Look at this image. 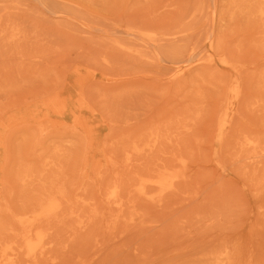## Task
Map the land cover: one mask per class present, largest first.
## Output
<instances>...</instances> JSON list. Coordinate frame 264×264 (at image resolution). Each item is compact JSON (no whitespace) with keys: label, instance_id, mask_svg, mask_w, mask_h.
Masks as SVG:
<instances>
[{"label":"rangeland","instance_id":"obj_1","mask_svg":"<svg viewBox=\"0 0 264 264\" xmlns=\"http://www.w3.org/2000/svg\"><path fill=\"white\" fill-rule=\"evenodd\" d=\"M244 1L245 0H0V17L7 20H4L6 22L4 23L5 26H7L8 23L10 24L9 21H11V24L17 25L18 27L21 25L19 28L22 27L23 29L21 28L22 37L20 36V40H23V38L26 39L25 36L27 34V39H29L28 42L26 39L24 44L20 43L21 48L17 44L18 42H21L20 40L15 42L12 47L11 45L13 42H9L7 39H1L2 41H0V107L4 108L3 110L6 112V109L12 108L18 103L23 101L33 102L34 100L33 104L36 106L37 116L36 120H38L35 122V129L33 128V131L30 129L32 135L29 136L30 139L32 138L34 141L29 138L27 139V143L28 141L33 144L35 143V147L29 143V145L26 146L28 150L25 149L27 151H25L21 145H23L22 143L25 141L26 137L24 136L29 137L27 135L29 134V129L24 128V134L23 131H21V133L18 130L19 125L14 124L15 122H10V124L9 122H6L5 129L1 133L0 168L2 167L3 170L2 168L0 169V210L1 208L5 209L9 207L11 208V206L13 207L17 201L18 205L20 203L21 205L18 206L16 204L17 208L15 206V209L20 211V209L22 210L28 207L29 204L33 203L32 199H35L33 198L34 196H38L39 198L49 196L46 195L45 190L50 186L54 187L55 184L57 185L56 189L58 191L61 190L64 193L66 192L65 195L67 196L63 198L64 203L66 204V197H72L73 199L71 198V201H68L67 205L71 207L73 206L74 209L77 207L76 212L71 217L66 215L67 217L65 216L62 218L63 216L59 215L46 219L44 223L47 222V226L43 224L44 226L41 228L44 232V238L38 245L40 246L43 244L46 239L51 242L45 245L49 249L43 257L40 256V258L37 259L39 262L38 264H201L202 261L206 264H211L210 262H213L215 258H219L222 255L227 261H230V264H264V173H262L264 172V165H261L262 163L264 164V118L262 117V115H264V92L259 93L260 90H264V54L262 52L264 51V18L258 13V11H256L264 8V0H259L260 3L257 0H251L249 1L250 4H246L247 0ZM223 5L226 7L224 8ZM247 5H249V10L252 9L254 11L246 14L244 11L246 9L245 6ZM53 8L55 9V12L50 11V9ZM223 11H225V13L222 18L220 15ZM236 19L238 21L237 26L234 23L236 22ZM250 20L251 23L254 22L252 23L253 25L255 24V26L252 27H254V29L257 28L258 30L256 29V31H253L254 29L250 27L252 30L248 31V29L245 28V31L247 32L241 31L242 34L237 32V30H243L242 28L245 27L244 23L246 26L250 25L251 23L248 24ZM14 22L16 24H14ZM17 22H19V25ZM240 23L242 27L240 26ZM138 30L144 32L153 39L155 38L154 40H160V43H163V46H161L162 50H159L161 53L156 51V48H153L152 54L149 51L150 46L136 36ZM251 31L252 34L254 33L253 36ZM219 32L220 36L222 35L224 39L221 40L223 41L222 44H218L219 46L216 45V47L218 46L217 52L215 42L218 43L220 41L219 38H222V36H219ZM248 32L251 34V38L248 37ZM24 34L26 35L24 36ZM245 36L248 38L244 39ZM215 37L218 39L216 40ZM253 37L254 39L252 40ZM249 39H251V41ZM174 45L179 46L181 52L174 55V57H168L165 55V51ZM118 47H121V49L117 50ZM257 47L259 49L261 48L262 51ZM219 49H221L220 51L224 50L223 52H220ZM19 50L20 52L18 53L17 51ZM140 52L146 56H142ZM188 56L192 57L188 66V68H190L189 70L192 69V72L186 69L187 71L185 70L178 75H174L173 72L176 66L188 62L187 60L184 61V63L179 61L185 60ZM231 58H233L234 61L233 59L229 60ZM206 63L209 64V66L210 63L212 64V70H209L208 67H206L207 69L205 70L206 72L208 71V73L210 71L209 74H205L202 70L205 69V66L202 67V64ZM94 68H97L95 72L93 70ZM245 68L247 69L244 70ZM241 70L244 72V75L249 73L247 74V77L249 78L244 75H239V72L240 74L242 73ZM108 73H111L112 75L119 74V77L118 75H113V78L116 79L114 80L111 76L106 75ZM182 73L188 75L187 82L189 81V83H191L192 81L194 83L191 85H188V83L183 85L185 84L182 83L183 78H180ZM252 73L257 74L254 78H256V83L259 84H255L253 81L252 85ZM206 75L209 79L205 77ZM192 76L195 77V80L193 79L194 81L191 79ZM175 77L177 79L180 78L181 80H176ZM210 77H212V79ZM244 77L251 81H242L247 85H245L247 91L245 89H243L244 91L240 89L242 84L240 80ZM224 78H228V84H226V81H223ZM199 79L200 81H198ZM257 79L262 82L257 81ZM185 80L186 78L184 81ZM246 81H248V84L250 82V87L257 85L255 87V90H258L255 91L256 94H254V87H251L250 89L253 92V96L250 95V97L252 96L251 99L254 98V100H252L253 104L249 101L251 99H248L250 98L249 94H252V92L249 90V85ZM84 84L88 87V92H85L86 89L84 90L83 88ZM193 84L195 86H193ZM221 85H223L222 89ZM192 86L196 90L193 89ZM59 87L62 88L58 90V93L56 90L54 91V89ZM223 89L225 91L224 93ZM191 90H194V92ZM80 91L86 94L88 93L89 95L87 96H89L90 98H88L92 99V101L88 100L86 96H84L86 94H83ZM52 92L54 95L50 94ZM48 93L50 95H47ZM243 93H248V95L246 96ZM257 93L259 95H257ZM44 95H46V99L41 98H45ZM239 95L243 96L244 99H248L247 101L245 99V102L243 101L245 104L243 106L246 107H244L246 110L245 114L242 112L244 108H240L242 109L240 114L243 118L239 112L235 110L238 106L241 107L243 104L240 101L241 106L240 102H238L239 105L237 106ZM255 95L257 96L255 97ZM61 96L62 98L60 99ZM79 97L81 98L80 101L78 99ZM53 99L54 101H52ZM63 99L65 102H63ZM81 100L84 102L83 105ZM47 101L49 102L47 103ZM90 103H94L92 105H97L99 109L96 106L95 108L92 106L86 108L88 105H91ZM246 103H248L249 106H247ZM82 106H84L83 109L80 108ZM247 108L251 111L250 114L247 112ZM94 109L95 113L92 112ZM96 109L99 111H96ZM54 111L57 112L55 113ZM98 112L108 114L107 118L109 115H112L117 121L115 123L111 122L110 119L112 118V120H114L115 118L113 119V117L110 116L108 118L109 120L105 119L103 116L104 114H99ZM222 112L224 113L222 114ZM253 112L256 113V115L254 114V118L257 119L258 117L259 119L260 117V122L250 117L251 115L253 116ZM9 114H11V112ZM78 114H80V117ZM217 114L218 117L216 119ZM243 114L245 116L247 115L246 118H252L251 120L255 121V123L253 122L254 125H250L249 118L246 120ZM234 116L240 119L241 127H239L241 129L243 128V125L244 128L247 126L246 129L243 128V130H240L243 132H241L242 136L238 131V125L240 124L233 125V122L231 123V121L234 120L232 117L235 118ZM43 118L45 120H42ZM238 118L236 121H239ZM77 119L79 121L81 120V122ZM106 120H108L111 125L116 124L117 126L114 125V127L119 131L111 132L112 135L110 136L114 137L115 134H118V136H116L119 138L122 133L127 134V132H129L128 135L132 133L131 135L134 140L130 138V136L128 137V135L126 136V139H129L127 141L123 140L125 143H130L129 145L127 144L126 149V145H124V142L122 141L123 138L121 139L120 137L121 141L120 139H114V141L116 140L115 143H113V138L111 140L109 139L111 137H109L108 134H110L109 132L113 129V126H111L110 123H106ZM41 121L45 122L41 123ZM236 121L234 123H236ZM256 123L257 125H255ZM259 123L261 125H259ZM47 124L50 125L48 126ZM61 124L64 129L61 127ZM173 124L174 126H172ZM73 125L75 128L72 127ZM85 125H87V127ZM88 125L91 126L89 127ZM229 125H233L231 126L232 128L238 127L237 131L233 129L237 133L233 132ZM14 126L16 127V130L23 135L15 130L12 131V127L15 129ZM109 126H111L110 129ZM259 126H261V128ZM68 127L71 128L68 129ZM106 127L109 129V132ZM57 128H62L60 130L58 129L59 133L62 132V130L70 132L71 129V132H73V130L76 132L78 129L76 133L79 132V135L81 133V136H84V138L81 137V139L87 140L86 138L89 136V140L88 142L85 140H83L84 142H79L80 137L78 136L79 138H77V134L74 135L75 132L72 133L75 138H70L71 134L67 131L69 137H67L64 132L66 137H60L63 135L60 133L62 135L59 137L57 136L59 138V140H57L56 135L58 132L57 134L55 133ZM228 128L234 133L232 134L235 137L232 134H230L231 137H226L229 135V133H226L227 131L229 132ZM51 129H54V131H52L56 134L55 136H52L53 133H50ZM254 129L255 131H261L262 129V132H255L253 131ZM8 130H11L12 132H9ZM46 130L48 134H46ZM121 130L123 132H121ZM159 130L162 132L161 135H158ZM174 131L177 132L175 133ZM251 131L253 134H251ZM13 132H15L13 136L16 135L17 132L16 138L18 137V134H20L15 142V144H17L16 148H14V144V147L12 146V141L15 138H13V136L11 137ZM38 132H40V134ZM137 132L139 135L134 137V133L137 134ZM33 133L35 134V137L33 136ZM49 133L52 138L54 137L55 139H51L50 136L49 139L47 137ZM105 133H107L108 137ZM38 134L40 136L45 135L48 139L45 140V145L48 144L50 146L47 145V147L44 144L42 146L43 148L47 147L45 151H43V148L38 147V145H40L42 140L46 139V137L44 136L45 138L41 140ZM6 136L11 137V141L7 140L8 143L6 141ZM237 136L241 139L239 137L237 138ZM37 137L40 141H38ZM106 137L108 140H106ZM253 137L256 140H254ZM61 138H64V140H61ZM226 138H234V142L231 140L233 143L229 142L230 140L226 141L228 146L230 145V148L228 146H225L227 148H223L225 143L224 140ZM130 139L131 141H129ZM53 140H55V142ZM60 140L63 141L62 144H59L61 143L59 142ZM102 141H106V143H103ZM117 141H120V144H118L119 142L117 143L119 147L114 145ZM4 142L7 144L6 152H8L9 147L12 149L11 146L14 149H17H12L17 156L14 155L17 158V160L15 159L16 162H14L15 165L11 164L13 160L12 150L10 151L11 155L5 158L8 153L4 152L6 148L4 147L6 146ZM76 142L81 144L79 146L81 147L80 151H78L79 147H77L78 150L75 147L78 145ZM122 142L124 146L121 144ZM167 142L169 143V146H171L172 143L174 146L167 147ZM178 142L181 144L180 146ZM85 143H88V145L86 144L85 146ZM102 143L105 147L102 146ZM66 144L71 148L69 149L65 146ZM231 144H235V146H231ZM106 145L109 149L110 147H113V150L112 148L110 149L111 153L112 151H118L116 149L121 147V150H119L121 153L117 156L120 158L119 156L123 157L122 154H125V162L122 161L125 165L128 163L132 164L133 161L136 164L145 161L143 165H146L147 163V171L149 167V171H146V174L151 173L154 175H146V178L139 173L137 174L139 171V167L137 166L143 168H140L142 169L141 171L144 170L145 166L143 167V165H141L142 163L137 166L133 163L136 167L133 168V165L130 164L132 166L130 170L133 172L134 170L136 171V173L134 172L135 176L132 171L126 169L128 167L130 168V165L124 167L127 175L130 174L128 172H131L129 175L131 179L127 178V175L125 176V173L123 174L124 171L120 170L123 169L124 165L121 162L122 159H119V163L116 156L115 158H112V155L114 157L115 153L110 154V152H108L109 149H106ZM156 146H158V148ZM83 147L86 148V150ZM231 147H235L236 149ZM252 147L255 149L256 147L259 148L257 149L260 150L262 160L258 157L260 156V153L258 152L257 154L256 150L251 149ZM20 148L25 152L24 157L26 158L21 156L22 149L20 150ZM102 148H105V151L108 150L107 152L111 156L104 152V149ZM144 148H146V151ZM237 148L240 151L237 150ZM68 149L69 151H66ZM73 149L82 154L84 152L85 154L83 157L81 155L78 159L82 163L81 164L78 161L79 164L82 165H80V167L78 166V168H82L83 170L81 169V171L83 172L77 168L78 164L76 165L75 162L74 164L71 163L74 165L72 167L73 169L76 166V173L79 171V174L73 172L75 169H72L71 172V168H69L70 171H66L68 169L67 167H70V162L73 160L71 158L73 156L72 154H74L72 152ZM171 149H174L173 151L175 152H171ZM126 150L127 153H125ZM235 150H237V152H235ZM249 150L251 151L249 152ZM31 151L33 155L32 153H29ZM119 151L117 153H119ZM128 151L130 152L128 153ZM26 152H28V154ZM174 153L179 156H176ZM242 153L243 155L245 154V156L241 155V158L240 154ZM29 154L33 156L36 160L35 162H33L34 160L31 161L33 158L32 156L30 157ZM137 154L140 158L142 157V160L139 159V161H137L139 158ZM36 155H39L38 157H40L38 158V161L40 160L39 162L35 158ZM77 155L75 158L78 157ZM131 156H133V158ZM238 156L240 157V161H243L244 159V161L241 162L242 164L239 163ZM246 156L248 159H245ZM29 157L32 159L30 160ZM168 157L170 159L173 158L171 159V162L170 160L168 161ZM106 158L107 161L108 159H110L109 161L113 159L114 163H109V161L106 162ZM145 158L146 160H144ZM62 159H64V161L61 164L60 162ZM130 159L132 160L131 162ZM21 160L23 161L21 162ZM92 160L93 162H91ZM245 160L246 162L249 160L252 163L248 161L246 167ZM5 161L7 162L6 166L8 167V171H6L7 167L4 166ZM151 161H153V164ZM166 161L168 163L170 162L169 166L168 164H165ZM260 161L262 162L260 163ZM32 162H37V167ZM98 162H100V164ZM257 162L258 164L256 166L255 164ZM88 163H91V166L88 165ZM8 164H11V167H9L10 165ZM57 164H60L61 166H58ZM109 164H112L117 168L114 166L112 167V165L109 168ZM171 164L172 166H170ZM173 164H176L180 168L173 167ZM164 165H166L168 169L171 167V170H168ZM12 166L15 167L13 168ZM34 166L36 168L33 170ZM52 166H56V168H53ZM150 166H152V168ZM27 167L32 168V175L29 176L25 182H21L23 179L22 177L19 179L20 174L27 170ZM106 167H108V171H106ZM113 168L116 169V171L113 172ZM109 169L111 170L110 172ZM4 170L6 172H9V170L13 171L9 172V174H4L11 179L10 183L15 179L14 181L17 182V184L15 182L13 183L20 185L19 187L17 186L18 189L16 188V191L20 190L16 195L17 199L12 196V200L15 199L14 202L10 200L11 193L7 194L9 193L8 185H12L11 187L14 185L10 184L8 179L7 182L9 184H7V189L4 194L8 191L6 195H10L9 200L6 201V196L4 195L3 197L2 195L1 183L3 184L2 187L6 185L3 183L6 181H3L1 175L5 172ZM103 171H106V174L109 172V176H107L106 185L102 183L106 186L102 191L100 189L101 180L104 182L105 179L100 177V175L105 177ZM153 171L155 173H153ZM68 172H70L72 177L68 176ZM11 173H13V176ZM165 173L168 174L166 175ZM75 174L80 176L77 177ZM132 175L134 176L133 178L131 177ZM75 176L76 181L74 179ZM119 176H122L121 179ZM67 177L68 179L71 178V180H68L69 182L66 181ZM81 177L82 179H80ZM124 177H126L127 180ZM5 178L4 180H6ZM97 179L99 181H97ZM136 179V183L138 184L133 185L130 180L135 182ZM155 179H164V182L163 184L153 182ZM18 180L21 181L19 182ZM122 180H125L126 183L130 182L127 184L128 187L124 184V187L126 186L128 188V191H123L127 194L124 201L122 195H120V197L122 196L121 199L120 197L117 198L123 190L122 189L121 192H119V189L123 184ZM81 181L83 182L81 183ZM84 181L87 182V185L89 182V186L85 185ZM174 181L175 183L173 185L172 183ZM44 182H46L47 186L46 184L43 185ZM91 182H93L95 186H93ZM25 183L27 184L23 185ZM77 183L79 185V190L77 189ZM63 184H65L66 187ZM97 184H100V186ZM81 185L85 186L81 188ZM152 185H157L156 190L153 189L155 186L153 187ZM91 186H93V188L96 187V189L94 190ZM131 186H133L134 189ZM148 186L151 187V189L145 188ZM74 187H76V189ZM131 188L133 189L132 192ZM13 189L14 187L12 189L10 188V190ZM88 189L94 190L95 192L97 191L96 194L99 199L95 198L94 200L93 195L91 196L93 191L88 192ZM99 189L102 192L105 191L106 195L103 193V196L105 195V197H102V192ZM69 190H71V193H68ZM73 190H77L76 192L79 194L77 195L76 192L74 193L75 195L72 194ZM124 190H126V188ZM14 191L15 190L10 192L14 194ZM84 191L88 194L90 193L89 196L93 199L91 200V198H88V201L85 197L83 199V196L88 195L87 193V195H85ZM23 192L24 196L21 195ZM42 193H44V195H39ZM82 193L84 195H82ZM69 194L71 196H69ZM116 194H118L116 196L117 201L111 200V203L110 199L112 198L108 195ZM126 194H124V196ZM73 195L75 196V199ZM94 196H96L95 193ZM19 197H23L22 200ZM78 197H80V199ZM99 200L100 204L104 203L103 207L107 205L105 208L101 207L103 208L102 210L98 207L100 211L97 209ZM1 201H4L3 203L5 205ZM109 202L112 205L109 204ZM125 202L127 207L128 205L132 206L126 209L123 208ZM77 204H80V206ZM93 204H96V208ZM89 205L90 207H88ZM110 206L111 210H108V213L107 209L110 208ZM112 206L116 208L114 209ZM118 206H121L120 212L117 210ZM83 208L84 210H82ZM91 209L93 211H91ZM5 210L0 211V252L10 254L15 250H19L18 248L23 250L24 247L23 243L17 238L16 232L18 233V231L10 229L9 227L11 226L7 216H4V213L2 216V212ZM103 211L105 214L107 213L105 216L109 220V217H111L112 220L113 216H116L112 221L110 220V223L112 222L111 229L109 228L110 223H108L104 214V221L102 215H100ZM114 211L115 213H113ZM118 214L122 217L119 218L120 220L117 219L119 216ZM123 214H125V216H122ZM99 216L102 217V219L100 217L102 222L97 225ZM7 220L8 222H6ZM114 221H117V224ZM92 223L94 224V227H96L95 229L93 228ZM113 225H115V227H113ZM87 226L89 227L87 228ZM56 230L57 232H55ZM88 230L90 232H88ZM73 231L80 234L76 235V232ZM52 233L55 235H51ZM69 233L71 234L69 235ZM60 235H66L67 237H61ZM55 238H57V241L60 240L59 243L61 242L62 244H56L57 241L54 242ZM74 238L76 239L75 241H73ZM16 242H19L21 245L19 243L16 244ZM1 243L3 245H1ZM13 245L15 247L17 246L16 249H13ZM19 245L20 247H18ZM55 245L58 247L57 250ZM58 251L59 253L62 252V254L58 255ZM57 255L59 256V259L60 256H62V258L59 260ZM20 257H23L24 259L22 260L24 261L27 259L25 254L19 256V258ZM209 257L210 259H206ZM19 260L22 262L21 259H16L17 262L13 264H22L20 262L18 263ZM49 260H52V263ZM24 263L30 264L27 260Z\"/></svg>","mask_w":264,"mask_h":264},{"label":"bare ground","instance_id":"obj_2","mask_svg":"<svg viewBox=\"0 0 264 264\" xmlns=\"http://www.w3.org/2000/svg\"><path fill=\"white\" fill-rule=\"evenodd\" d=\"M245 1H246V0H245ZM245 1H244V2H245ZM249 1H251V0H247L246 4H250ZM257 1H259V0H257ZM227 3H228V2H227ZM252 3H253V2H252ZM259 3H260V1H259ZM246 4H245V5H246ZM257 4H258V3H257ZM223 6H224V5H223ZM227 6H228V5H227ZM263 6H264V5H263ZM225 7H226V6H224V8H225ZM50 8H51V7H50ZM194 8H195V7H194ZM194 8H193V10H194ZM245 8H246V9H245L244 12H246V14H249L251 11H254V10H252V9L249 10V5L245 6ZM227 9H228V8H227ZM198 10H199V9H198ZM223 10H224V9H223ZM50 11L55 12V9H54V8H53V9H50ZM199 11H200V10H199ZM225 11H226V10H225ZM225 11H223V12L221 13V15H220L221 17L224 15ZM256 11H258V13L261 14V16L264 18V8L258 9V10H256ZM226 14H227V13H226ZM251 16H252V15H251ZM221 17H220V18H221ZM225 17H226V16H225ZM222 18H223V17H222ZM243 18H244V16H243ZM250 18H251V17H250ZM263 18H261V19H263ZM224 19H225V18H224ZM4 20L7 21L6 19H3L2 17H0V36H1V37H0V41H2L1 39H5V40L7 39L9 42H13V44L11 43V44H12L11 47H12V46L14 45L15 42H18V40H20V36H21V33H22V32H21V28H22V27L19 28L21 25L18 27L17 25H13V24H11V21H9L10 24L8 23L7 26H5L4 23H6V22H5ZM243 20H244V19H243ZM12 22H13V21H12ZM239 22H240V21H239ZM234 23H235L236 26H237V24H238L237 19H236V22H234ZM249 23H251V20H250V22H248V24H249ZM252 23H254V22H252ZM252 23H251V24H252ZM14 24H16V23L14 22ZM17 24L19 25V22H17ZM251 24H250V25H251ZM250 25H247V26H246V24L244 23V26H245V27L243 26V27H244V28H242L243 30H239V31L237 30V32H239V33H241V31L247 32V31H245V28L248 29V31L254 29V27H252V26H255V24H254V25L252 24L251 26H250ZM258 25H259V24H258ZM238 26H239V25H238ZM240 26L242 27L241 23H240ZM259 26H260V25H259ZM241 27H240V28H241ZM247 27H248V28H247ZM250 27H252V29H251ZM260 27H261V26H260ZM22 29H23V28H22ZM256 29H257V28H256ZM256 29H254L253 31H256ZM257 30H258V29H257ZM229 31H230V30H229ZM257 32H259V31H257ZM137 33H138V34H136V36H137L139 39H142L143 42H146V43L150 46L149 51H150L152 54H153V48H156V51H158L159 53H161V51H159V50H160V49L162 50V47H161V46H163V43H160V40H154L155 38L153 39V38L149 37V36L146 35L144 32H140V30H138ZM248 33H249V32H248ZM147 34H148V33H147ZM221 34H222V33H221ZM241 34H242V33H241ZM251 34H252V31H251ZM251 34H250V33L247 34L249 38H251V37L253 36L254 33L252 34V36H251ZM25 35H26V34H24V36H25ZM27 35H28V34H27ZM27 35L25 36L26 39H27ZM139 35H140V36H139ZM217 35H218V34H217ZM245 35H246V33H245ZM249 35H250V36H249ZM215 36H216V35H215ZM219 36H220V32H219ZM221 36H222V35H221ZM221 36H220V37H221ZM260 36H261V35H260ZM21 37H22V36H21ZM28 37H29V36H28ZM216 37H217V36H216ZM216 37H215V38H216ZM248 37L245 36V38H244V37H243V38H244V39H247ZM29 38H30V37H29ZM143 38H144V39H143ZM243 38H241V39H243ZM26 39L23 38V40H20L21 42H18V43H17L18 46H20V48H21V44H24V43H25ZM217 39H218V38H216V40H217ZM223 39H224L223 36H222L221 39L219 38L220 41L223 40ZM253 39H254V37L252 38V40H253ZM28 40H29V39H27V42H28ZM219 40H218V41H219ZM249 40L251 41V39H249ZM257 40H258V39H257ZM262 40H263V39H262ZM23 41H24V42H23ZM220 41H219L218 43L215 42V48H217L220 44H222L223 41H221V42H220ZM254 41H255V40H254ZM255 42H256V41H255ZM255 42H254V44H255ZM5 43H6V42H5ZM20 43H21V44H20ZM7 44H10V43H7ZM19 44H20V45H19ZM218 44H219V45H218ZM216 45H218V46L216 47ZM258 45H259V44H258ZM261 45H262V44H261ZM261 45H260V46H261ZM262 46H263V45H262ZM258 47H259V46H258ZM258 47H257V48H258ZM179 48H180V47H179V46H176V45L171 46L167 51H165V53H166L165 55H167L168 57H169V56H173V57H174V55H177L178 53L181 52ZM222 48H223V45H222ZM11 49H12V48H11ZM118 49H121V47H118L117 50H118ZM258 49H259V48H258ZM20 50H21V49H20ZM20 50L17 51V52L19 53ZM133 50H134V49H133ZM220 50H221V49H219V51H220ZM223 50H224V49H223ZM223 50L220 51V52H223ZM259 50H261V48H260ZM263 50H264V48H263ZM261 51H262V50H261ZM217 52H218V48H217ZM262 52H263V54H264V51H262ZM140 53L142 54V56L144 55L142 52H140ZM219 54H220V53H219ZM149 55H150V54H149ZM224 55H225V54H224ZM139 56H140V55H139ZM144 56H146V55H144ZM221 56H222V55H221ZM226 56H227V55H226ZM140 57H141V56H140ZM227 57H228V56H227ZM227 57H226V59L228 60L229 57H228V58H227ZM191 58H192L191 56H188L185 60H181V61H179V62H183V63H184V61L187 60L188 62H185L186 64H182V65H178V66H176V68H175V70H174V72H173L174 75H178V74H180L181 72L185 71L186 69L189 70L190 68H188V66H189V63H190ZM175 59H176V58H175ZM232 59H233V58H231V59H229V60H232ZM209 60H211V59H209ZM233 61H234V59H233ZM210 62H211V61H210ZM235 62H236V61H235ZM211 65H212L211 63H210V66H209V64H207V63H206V64H202V67L205 66V67H204L205 69H202V70L205 72V74H209V73H210V71H209V73H208V71L206 72L205 70L207 69L206 67H208V69L210 70V69L212 68ZM246 69H247V68H245L244 70H246ZM93 70H94V72H95V71L97 70V68H96V69L94 68ZM93 70H92V72H93ZM191 70H192V69H191ZM191 70H189V71H191ZM211 70H212V69H211ZM238 70H240V69H238ZM186 71H187V70H186ZM189 71H188V72H189ZM230 71H232V70H230ZM262 71H263V70H262ZM94 72H93V73H94ZM191 72H192V71H191ZM211 72H212V71H211ZM241 72H242V70H241ZM173 73H172V74H173ZM185 73H186V72H185ZM201 73H202V71H201ZM213 73H214V71H213ZM242 73H243V74H242ZM242 73L240 74V72H239L238 74H239V75H244V72H242ZM245 73H246V72H245ZM90 74H91V72H90ZM90 74H89V75H90ZM183 74H184V73L181 74V77H180V75H179L180 78H183L182 83H185V84H183V85H186V83H188V85H191L192 83H194V82H192V81H191V83H189V81L187 82V80H188V79H187V76H188V75H185V74H184V75H185V76H184ZM186 74H188V73H186ZM189 74H190V73H189ZM247 74H249V73H247ZM247 74L244 75V76L247 77V76H248ZM255 74H256V73H254V74L252 73V74H251V76H253V77H252V78H253L252 80H251V76H250V80L252 81V85H253V81L255 82V84H259V83H256V81H255L256 78H254V76H255V77L257 76V74H256V75H255ZM260 74H261V72H260ZM92 75H93V74H92ZM106 75L111 76V78H113V75H114V76H117V75H118V77H119V74H117V75H116V74H113V75H112L111 73H110V74L108 73V74H106ZM182 75H183L184 77H183ZM210 76H211V75H210ZM91 77H92V76H91ZM106 77H107V76H106ZM177 77H178V76H177ZM205 77L207 78L208 76L206 75ZM218 77H219V75H218ZM218 77H217V80H218ZM240 77H242V76H240ZM263 77H264V75H263ZM107 78H108V77H107ZM111 78H110V79H111ZM116 78H117V77H116ZM175 78H176V77H175ZM180 78H178V79L181 80ZM185 78H186V80L184 81ZM194 78H195V77L192 76L191 79L193 80ZM210 78L212 79V77H210ZM215 78H216V76H215ZM215 78H214V79H215ZM222 78H223V77H222ZM247 78H249V77H247ZM108 79H109V78H108ZM113 79H114V78H113ZM178 79L176 78V80H178ZM207 79H209V78H207ZM243 79H244V80H243ZM243 79H241L240 81L242 82V81H245V80H249V79H245V77H244ZM258 79H259V77H258ZM258 79H257V81H260V80H258ZM261 79H263V78H261ZM111 80H112V79H111ZM114 80H116V79H114ZM194 80H195V79H194ZM194 80H193V81H194ZM219 80H220V79H219ZM250 80H249V81H250ZM88 81H89V80H88ZM107 81H108V80H107ZM198 81H200V79H199ZM223 81H224V82L226 81V84H228V83H227L228 78H227V79L224 78ZM251 81H250V82H251ZM263 81H264V80H263ZM112 82H113V80H112ZM208 82H209V81H208ZM224 82H223V84H225ZM246 82H247V84H248V81H246ZM250 82H249V84H250ZM260 82H262V81H260ZM180 83H181V81H180ZM212 83H213V81H212ZM199 84H200V83H199ZM214 84H216V83H214ZM226 84H225V86H226ZM242 84H243V86H242ZM242 84H241L240 89L243 90V89L247 88V87H245L246 84H245L244 82H242ZM249 84H248V85H249ZM255 84H254V85H255ZM193 86H195V85L193 84ZM193 86H192V88H193ZM200 86H201V85H200ZM221 86H222V87H221V89H222V88H223V85H221ZM225 86H224V88H225ZM246 86H247V85H246ZM256 86H257V85H256ZM256 86H251L252 88L254 87V88H253V89H254V94H256L255 91H258V90H255V89H256V88H255ZM260 86H262V85H260ZM85 87H86V85L84 84V85H83V88H84V90L86 89L85 92H86V91L88 92V87H86V88H85ZM227 87H228V86H227ZM251 87H250V85L248 86L249 90L251 89ZM61 88H62V87H59V88H57V89H54V91L56 90L57 93H58V92H59L58 90L61 89ZM81 88H82V87H81ZM232 88H233V87H232ZM193 89H195V88H193ZM257 89H258V88H257ZM84 90L82 89L83 92H84ZM195 90H196V89H195ZM225 90H226V88H225ZM242 90H241V91H242ZM245 90L247 91V89H245ZM249 90H248V91H249ZM191 91L194 92V90H191ZM243 91H244V90H243ZM246 91H245V92H246ZM250 91L252 92V90H250ZM250 91H249V92H250ZM80 92H81V91H80ZM83 92H81V93H83ZM224 92H225V91H224V89H223V93H224ZM261 92H264V90H263V91H261V90L259 91V93H261ZM57 93H56V94H57ZM81 93H80V94H81ZM241 93H242V92H241ZM50 94L52 95L53 92L50 93ZM50 94L48 93L47 95H50ZM60 94H61V93H60ZM83 94H86V93H83ZM193 94H194V93H193ZM226 94H227V91H226ZM226 94H225V95H226ZM243 94L246 95V96L248 95V93H246V94L243 93ZM53 95H54V94H53ZM57 95H58V94H57ZM81 95H82V94H81ZM87 95H89V94L87 93V94L84 95V96H86V98H87L88 100L92 101V99H89L90 97L87 96ZM250 95L253 96V92H252V94H251V93L249 94V97H250ZM257 95H259V94L257 93ZM257 95H255V97H256ZM261 95H262V94H261ZM45 96H46V95H44V97H45ZM252 96H251L250 98H248V99H251ZM81 97H82V96H81ZM88 97H89V98H88ZM190 97H191V96H190ZM192 97H193V96H192ZM41 98H42V99H46V97H45V98L41 97ZM41 98H40V99H41ZM61 98H62V96L60 97V99H61ZM86 98H85V100H86ZM78 99H79V101H80L81 98L79 97ZM78 99H77V100H78ZM238 99H239V101H237V106L239 105L238 102L241 101V102L243 103L242 106H241V102H240V106H241V107L238 106V107L235 109V110H237V112H239V114H240V113H241V110H242V109H240V108H244V107H245V106H243V105H245L244 102H245V99H246V98L244 99L243 96H240V95H239V98H238ZM240 99H242V100H240ZM243 99H244V100H243ZM248 99H246V101H247ZM263 99H264V93H263ZM63 100H64V99H63ZM63 100H62V101H63ZM252 100H254V98L251 99V100H249V101H251V103H252V102H253ZM44 101H45V100H44ZM50 101H51V100H50ZM52 101H54V99H53ZM60 101H61V100H60ZM83 101H84V100H83ZM86 101H87V100H86ZM90 101H89V102H90ZM190 101H191V100H190ZM243 101H244V102H243ZM258 101H259V100H258ZM33 102H34V100H33ZM33 102H32V101H28V102L23 101V102H21V103H18V104H16V105H14L12 108H8L9 111H8V109H6V112H5V110H3L4 108H1V107H0V136H1L2 131L5 129V124H6V122H9V124H10V122H15L14 124L19 125L18 130H19L20 132L23 131V133H24V128H25V129H29V130H28V131H29V134H27V135H28V136H29V135H30V136L32 135V133L30 132V129H31V131H33V130L35 129V122L38 121V120H36V117H37V116H36V106H35V104H33ZM48 102H49V101H47V103H48ZM63 102H65V100H64ZM81 102H82V100H81ZM78 103H79V102H78ZM83 103H84V102H82V105H83ZM87 103H88V102H87ZM194 103H195V102H194ZM248 103H249V102H248ZM248 103H246L247 106H249ZM255 103H256V101H255ZM85 104H86V102H85ZM85 104H84V105H85ZM88 104H89V103H88ZM90 104H91V103H90ZM92 104H94V103H92ZM92 104H91V105H88L86 108H88V107H90V106H92L93 108H95V106L97 107V105H92ZM249 104H250V103H249ZM252 104H253V103H252ZM259 104H260V103H259ZM79 105H80V104H79ZM86 105H87V104H86ZM50 107H51V106H50ZM57 107H58V106H57ZM57 107H56V108H57ZM260 107H262V106H260ZM54 108H55V106H54ZM63 108H64V107H63ZM80 108L83 109L84 106H82V107H80ZM97 108H98V107H97ZM222 108H223V107H222ZM222 108H221V109H222ZM245 108H246V107H245ZM245 108H244L243 111H242L244 114L246 113ZM1 109H2V110H1ZM91 109H92V108H91ZM98 109H99V108H98ZM238 109H239V111H238ZM219 110H220V109H219ZM248 110H249V109L247 108V112L250 114L251 111L249 110V111H250V112H249ZM252 110H253V109H252ZM255 110H256V109H255ZM259 110H260V109H259ZM96 111H99V110L96 109ZM244 111H245V112H244ZM257 111H258V109H257ZM10 112H11V114H9ZM54 112H55V111H54ZM56 112H57V111H56ZM56 112H55V113H56ZM59 112H60V111H59ZM59 112H58V113H59ZM92 112L95 113V109H94V111L92 110ZM218 112H219V111H218ZM255 112H256V111H255ZM255 112H253V116L251 115L250 117L254 118V117H255L254 114L256 115ZM98 113L101 114L102 112H98ZM223 113H224V112H222V114H223ZM102 114H104V113H102ZM218 114H219V113H218ZM218 114H217V116H216V119H217V117H218ZM222 114H221V115H222ZM244 114H243V115H244ZM261 114H262V113H261ZM261 114H259V115H261ZM79 115H80V114H78V116H79ZM107 115H108V114H104V115H103L105 119H108L110 116L113 117V119L115 118V117L112 116V115H109V117L107 118ZM233 115H234V114H233ZM240 115H241V114H240ZM259 115H257V116H259ZM47 116H49V115H47ZM81 116H82V115H81ZM101 116H102V115H101ZM105 116H106V117H105ZM235 116H236V114H235ZM235 116H234V117H235ZM246 116H247V115H246ZM246 116L244 115L245 118H246ZM45 117H46V116H45ZM79 117H80V116H79ZM220 117H221V116H220ZM241 117H242V115H241ZM250 117H247L246 120H248V118H249V123H250V125H252L253 122L255 123V121L251 120L252 118H250ZM262 117L264 118V115H262ZM75 118H76V117H75ZM101 118H102V117H101ZM235 118H236V117H235ZM235 118L232 117V119H234V120H232L231 123L233 122V125H234V124H235V125H236V124H237V125L240 124V125H238V127H239V126L241 127V121H240V119L237 117V118L239 119V121L237 120V121H238V123H237V121H236L237 118H236V119H235ZM242 118H243V117H242ZM48 119H49V118H48ZM254 119H256V118H254ZM259 119H260V117H259ZM259 119H258V117H257L256 120L259 121ZM42 120H45V119L43 118ZM77 120H78V119H77ZM102 120H103V119H102ZM108 120H109V119H108ZM108 120H106V121H107L106 123H110V122H108ZM114 120H115V121H114ZM114 120H112V118L110 119L111 122H114V123H115V122L117 121V119L115 118ZM246 120H244V121H246ZM46 121H47V120H46ZM78 121H79V120H78ZM78 121H77V122H78ZM235 121H236V123H234ZM261 121H262V120H261ZM263 121H264V120H263ZM16 122H17V123H16ZM43 122H45V121H43ZM43 122L41 121V123H43ZM49 122H50V121H49ZM75 122H76V121H75ZM75 122H74V123H75ZM79 122H81V120H80ZM79 122H78V123H79ZM85 122H86V121H85ZM172 122H173V121H172ZM239 122H240V123H239ZM259 122H260V121H259ZM60 123H61V122H60ZM74 123H73V124H74ZM83 123H84V122H83ZM106 123H105V124H106ZM114 123H112V124H114ZM159 123H160V122H159ZM166 123H167V122H166ZM229 123H230V122H229ZM12 124H13V123H12ZM76 124H77V123H76ZM85 124H86V123H85ZM263 124H264V123H263ZM45 125H46V124H45ZM47 125H48V124H47ZM49 125H50V124H49ZM49 125H48V126H49ZM64 125H66V124H64ZM71 125H72V124H71ZM71 125H70V126H71ZM110 125H111V123H110ZM114 125H116V124H114ZM114 125H111V126H113V129H111L110 132H109V129H110L111 126H109V129L106 127V129H108V132L110 133V134H108V136L111 137V138H109V139L111 140V139L113 138V143H115V141H116V140L114 141V139H118V140H119L120 137H121V139L123 138L122 141H123V140H124V141H125V140L127 141L129 138L126 139V136L128 135L129 132H127V134L124 133V134H125V137H124V134H123V133H122L123 137H122V135H120V134H121V133H120V134H119V135H120L119 138H117L118 134H115L114 137L110 136V135H112L113 132H119V131L116 130V128L114 127ZM155 125H156V124H155ZM233 125H231V126H233ZM253 125H254V124H253ZM255 125H257V123H256ZM259 125H261V124L259 123ZM9 126H10V125H9ZM67 126H68V125H67ZM77 126H79V125H77ZM83 126H84V125H83ZM85 126L87 127V125H85ZM88 126H89V125H88ZM90 126H91V125H90ZM90 126H89V127H90ZM107 126H108V124H107ZM116 126H117V125H116ZM160 126H161V124H160ZM160 126H159V129H160ZM172 126H174V124H173ZM229 126H230V125H229ZM229 126H228V127H229ZM231 126H230V127H231ZM44 127H45V126H44ZM61 127H62V124H61ZM65 127H66V126H65ZM72 127H74V125H73ZM79 127H80V126H79ZM89 127H88V128H89ZM149 127H151V126H149ZM164 127H165V126H164ZM230 127H229V128H230ZM238 127H235L236 129H235L234 127H233V128L231 127V130H232L233 132H236ZM240 127L238 128V129H239L238 131H239V133L241 134L242 131H240V130H243L244 125H243V128H242V129H241ZM252 127H253V126H252ZM259 127L261 128V126H259ZM14 128H15V129H13V127H12V129H11V128H10V129H11L12 131L15 130V131L19 132L18 130H16V127H15V126H14ZM33 128H34V129H33ZM45 128H46V127H45ZM51 128H52V127H51ZM62 128L64 129V127H62ZM62 128H60V129H62ZM70 128H71V127H70ZM70 128L68 127V129H70ZM74 128H75V127H74ZM81 128H82V127H81ZM114 128H115V129H114ZM229 128H228L229 132H228V131L226 132V133H229V135H227V136L225 135V136L228 137V138L231 137L230 134L233 133ZM246 128H247V126H246L244 129H246ZM255 128H256V126H255ZM257 128H258V127H257ZM262 128H263V127H262ZM21 129H22V130H21ZM32 129H33V130H32ZM36 129H37V128H36ZM38 129H40V128H38ZM47 129H50V128H47ZM58 129H59V128H57V130H56V132H55L56 134H57V132H58L57 135L53 132L54 129H51L50 133H53L52 136H53V135H54V136L56 135V137H57V136L59 137L60 135L63 134V135L60 136V137H64V136L66 137V135H67V137H69V136H68V135H69L68 133H70V134H71V135H70V138H72V137L75 138L74 135L77 134L76 137H77V138L80 137V138H79V139H80L79 142H80V141L84 142L83 140H85V139H83V140L81 139V137L84 138V136H81V133H80V135H79V132L76 133V132L78 131V129H77L76 132H75V130H73V132H71L72 129L70 130V132H68L67 130H62V132H60V133H62V134L59 133ZM60 129H59V130H60ZM85 129H87V128H85ZM89 129H90V128H89ZM143 129H145V128H143ZM143 129H141V130H143ZM146 129H147V127H146ZM168 129H169V128H168ZM173 129H176V128H173ZM233 129L236 130V131H234ZM251 129H252V128H251ZM11 130H8V131L10 132ZM52 130H53V131H52ZM83 130H84V128H83ZM114 130H116V131H114ZM141 130H140V131H141ZM12 131H11V132H12ZM37 131H38V130H37ZM48 131H49V130H48ZM66 131H67L68 133H67ZM90 131H91V130H90ZM230 131H231V132H230ZM244 131H245V130H244ZM253 131H255V129H254ZM257 131H260V130H257ZM257 131H255V132H257ZM17 132H16V135H14V136H13V134H15V132H13L12 134L10 133V134H11V137H12V136H13V138L15 137L14 140L12 141V146L14 147V145H15L14 148H16V146H17V144H15V142L17 141V138H19V135L22 133V132H21V133L19 132L20 134H18V137L16 138V136H17ZM35 132H36V130H35ZM64 132L66 133V135H65ZM74 132H75V133H74ZM84 132H85V131H84ZM108 132H107V133H108ZM111 132H112V133H111ZM121 132H123V131L121 130ZM138 132H139V131H138ZM138 132H137V134L134 133L133 136L135 137L136 135H139ZM163 132H164V131H163ZM174 132H175V131H174ZM176 132H177V131H176ZM176 132H175V133H176ZM260 132H262V129H261ZM26 133H27V131H26ZM30 133H31V134H30ZM36 133H37V132H36ZM38 133L40 134V132H38ZM50 133H49V135H48L47 137L49 138V136H50V138L53 139L54 137L52 138V136L50 135ZM72 133H74V135H73ZM107 133H105L106 136H107ZM161 133H162V132H160V130H159L158 135H159V134L161 135ZM236 133H237V132H236ZM236 133H235V134H236ZM242 133H243V132H242ZM24 134H25V133H24ZM39 134H38V135H39ZM46 134H48L47 130H46ZM131 134H132V133H131ZM131 134H129L128 137L130 136V138H132V135H131ZM140 134H141V133H140ZM233 134H234V133H233ZM233 134H232V135H233ZM240 134H239V135H240ZM251 134H253L252 131H251ZM6 135H7V134H6ZM21 135H23V134H21ZM34 135H35V134L33 133V136H34ZM38 135H37V136H38ZM82 135H83V134H82ZM84 135H85V133H84ZM86 135H87V132H86ZM116 135H117V136H116ZM144 135H145V133H144ZM175 135H176V134H175ZM263 135H264V134H263ZM30 136H29V137L24 136V137H26V138H25V141H26V142L23 141V143H22L23 145H21L22 148H23L24 150H25V149L28 150V148H27L26 146L29 145V143H30L31 145H34V147H35V143L33 144V143L30 142V141H28V143H27V139H28V138L30 139ZM39 136H40V135H39ZM39 136H38V137H39ZM44 136H45V135H44ZM44 136L41 135L39 138H41V140H42L43 138L46 137V136H45V137H44ZM78 136H79V137H78ZM108 136H107V137H108ZM115 136H116V138H115ZM233 136H234V135H233ZM233 136H232V137H233ZM241 136H242V134H241ZM250 136H251V135H250ZM11 137L6 136V138H7L6 141H7V140H10V141H11V139H10ZM24 137H23V138H24ZM34 137H35V136H34ZM34 137H33V138H34ZM38 137H37V139H38V141H40ZM47 137H46V139H43V140H42V142H43V141H44V142H43V143L41 142L42 145L40 144L41 146L38 145V147L43 148L42 146H43V144L45 145V140H48ZM58 137L56 138L57 140H59ZM86 137H87V136H86ZM88 137H89V136H88ZM88 137L86 138L87 140H85L86 142H88V140H89ZM107 137H106V140H108ZM158 137H159V136H158ZM176 137H177V135H176ZM176 137H175V139H176ZM234 137H235V136H234ZM238 137H239V136H237V138H238ZM263 137H264V136H263ZM8 138H9V139H8ZM21 138H22V137H21ZM50 138H49V139H50ZM91 138H92V137H91ZM104 138H105V136H104ZM124 138H125V139H124ZM162 138H163V137H162ZM224 138H225V137H224ZM239 138H240V137H239ZM260 138H261V136H260ZM15 139H16V140H15ZM31 139H32V138H31ZM31 139H30V140H31ZM54 139H55V138H54ZM62 139L64 140V138H61V140H62ZM121 139H120V141H121ZM132 139H133V138H132ZM138 139H139V138H138ZM163 139H164V138H163ZM171 139L173 140L172 137H171ZM171 139H170V140H171ZM175 139H174V141H175ZM226 139H227V138H226ZM226 139H225V140L223 139L224 142L226 143V144L224 143V147H223V148H227V147H225V146H228V144H227L226 141L230 140L229 142H231V140H232V141L234 142V140H233L234 138H233V139H232V138H231V139H227V140H226ZM240 139H241V138H240ZM253 139L256 140L254 137H253ZM261 139H262V138H261ZM22 140H23V139H22ZM32 140H33V139H32ZM61 140L59 141V142H61V143H59V144H62L63 141H61ZM74 140H75V139H74ZM74 140H72V141H74ZM133 140H134V139H133ZM142 140H143V139H142ZM142 140H141V142H142ZM160 140H161V139H160ZM164 140H165V139H164ZM178 140H179V139H178ZM262 140H263V139H262ZM33 141H34V140H33ZM35 141H36V138H35ZM38 141H37V143H38ZM53 141L55 142V140H53ZM120 141H117L116 144H114V145H117L118 142H119L118 144H120ZM124 141H123V142H124ZM129 141H131V139H130ZM137 141H138V140H137ZM158 141H159V140H158ZM158 141H157V142H158ZM161 141H162V140H161ZM174 141H173V143H174ZM263 141H264V140H263ZM74 142H75V141H74ZM79 142H76V143H78V145L75 146L77 150H78L77 147H79V146L81 145ZM82 142H81V143H82ZM102 142H103V141H102ZM123 142L121 143L122 145H123ZM135 142H136V140H135ZM143 142H144V141H143ZM165 142H166V141H165ZM171 142H172V141H171ZM229 142H228V143H229ZM233 142H231V143H233ZM4 143H5V142H4ZM7 143H8V141H7ZM24 143H25L26 145H25ZM52 143H53V142H52ZM52 143H51V144H52ZM56 143H57V142H56ZM72 143H73V142H72ZM76 143H74V144H76ZM103 143H106V141H104ZM103 143H102V146H103ZM159 143H161V142H159ZM173 143H172V145H173ZM178 143H179V142H178ZM222 143H223V142H222ZM238 143H239V142H238ZM238 143H237V144H238ZM13 144H14V145H13ZM63 144H65V143H63ZM83 144H84V143H83ZM86 144L88 145V143H85V146H86ZM127 144L129 145L130 143H125V142H124V145H126V146H125V149H126V147H127ZM132 144H133V143H132ZM168 144H169V143L167 142V147H171V146H172V145L169 146ZM5 145H6V146H4V147H6V148H5V151H4V152L7 151V150H6V149H7V144L5 143ZM24 145H25V146H24ZM47 145H48V144H47ZM47 145H45V146H47ZM54 145H55V144H54ZM109 145H110V144H109ZM124 145H123V146H124ZM140 145H141V144H140ZM156 145H157V144H156ZM162 145H163V144H162ZM180 145H181V144L179 143V146H180ZM233 145L235 146V144H233ZM233 145L231 144V146H233ZM261 145H262V143H261ZM263 145H264V144H263ZM9 146H10V142H9ZM12 146H11V148L14 149ZM36 146H37V145H36ZM48 146H50V145H48ZM48 146H47V147H48ZM52 146H53V144H52ZM62 146H64V145H62ZM65 146H67L69 149L71 148V147L68 146L67 144H66ZM106 146H107V145H106ZM117 146H118V145H117ZM158 146H159V144H158ZM158 146H156V147L158 148ZM165 146H166V145H165ZM173 146H174V145H173ZM175 146H176V145H175ZM222 146H223V144H222ZM258 146H259V145H258ZM25 147H26V148H25ZM47 147H46V148H47ZM103 147H105V145H104ZM118 147H119V146H118ZM130 147H131V146H130ZM163 147H164V146H163ZM167 147H166V148H167ZM228 147L230 148V145H229ZM259 147H261V146H259ZM22 148H20V150H21ZM30 148H31V147H30ZM46 148L44 147V148H43V151H45ZM49 148H50V147H49ZM61 148H62V147H61ZM83 148H84V147H83ZM100 148H101V147H100ZM111 148H112V150H113V147H110V149H111ZM120 148H121V147H120ZM120 148H119V149H116V150L119 151V150H121ZM166 148H165V149H166ZM176 148H177V147H176ZM231 148H235V147H231ZM238 148H239V147H238ZM238 148H237V150H239ZM257 148H258V147H256V149L252 147L251 149H252V150H256V152H257V154H258V152L260 153V150H258L259 148H258V149H257ZM261 148H262V147H261ZM12 149H10V147H9L8 152H6V153H8V154L5 156V158H6L7 156L9 157V156L11 155V152H13L14 150H17V149H14V150H12ZM23 149L21 150V151H22V152H21V154H22L21 156L24 157V156H25V154H24L25 152L23 151ZM50 149H51V148H50ZM69 149L66 150V151H69ZM84 149L86 150V148H84ZM84 149H83V150H84ZM102 149H104V152H106L107 154H109L108 152H110V154L115 153V154H114V157H113V155H112V158H115V156H116V157H117L116 159L118 160V162H119V159H120V158L122 159L121 162H122V161L125 162V159H124L125 154H124V153L122 154L123 157L119 156L120 158H118L117 155H119V154L121 153L120 151H119V153H117L118 151H116V152H113V151H112V153H111V150L108 148V146H107V148H106V149H109V151L107 150L108 152L105 151V148H102ZM102 149H101V150H102ZM129 149H130V148H129ZM135 149H136V148H135ZM135 149H133V150H135ZM145 149H146V148H144V150H145ZM167 149H168V148H167ZM235 149H236V148H235ZM243 149H244V148H243ZM249 149H250V147H249ZM263 149H264V148H263ZM263 149H262V150H263ZM11 150H12V151H11ZM27 150H25V151H27ZM31 150H32V149H31ZM36 150H37V148H36ZM47 150H48V149H47ZM73 150H74V151H73ZM73 150H72V152H73L74 154H72L73 156L71 157L73 160L71 159L72 161H71L70 164H69L70 167H67L68 169H67V170L65 169L66 171H70L69 168H71V172H72V169H73L72 167L74 166V165H72V164H74V162L76 163V165L78 164V165H77V168H78V166L80 167V165L82 164V163L80 162V160H78L79 157H80L81 155H82V157H83V155H85L84 152H83V154L80 153V152H78V151L81 150V147H79V150H78V151H76L75 149H73ZM154 150H155V149H154ZM168 150H169V149H168ZM173 150H174V149H173ZM173 150L171 149V152H172ZM229 150H231V149H229ZM237 150H235V152H237ZM244 150H245V149H244ZM257 150H258V151H257ZM10 151H11V152H10ZM29 151H30V150H29ZM43 151H42V153H43ZM51 151H52V149H51ZM130 151H131V149H130ZM130 151H128V153H129ZM136 151H137V150H136ZM145 151H146V150H145ZM161 151H162V148H161ZM176 151H177V150H176ZM239 151H240V150H239ZM239 151H238V152H239ZM245 151H246V150H245ZM250 151H251V150H249V152H250ZM14 152H15V151H14ZM14 152H13V155H12V156H13V160H12V163H11L12 165H13L14 162H16V160H17V158H16L17 156L15 155ZM33 152H34V151H33ZM77 152H78L79 154H78ZM104 152H103V153H104ZM123 152H125V151H123ZM132 152H133V151H132ZM132 152H131V153H132ZM137 152H138V151H137ZM153 152H154V151H153ZM156 152H157V150H156ZM167 152H168V151H167ZM167 152H166V153H167ZM169 152H170V151H169ZM173 152H175V151H173ZM241 152H242V151H241ZM6 153H5V154H6ZM26 153L28 154V152H26ZM29 153L31 154L32 151L29 152ZM44 153H45V152H44ZM70 153H71V152H70ZM125 153H127V150H126ZM141 153H142V152H141ZM149 153H151V152H149ZM176 153H177V152H176ZM176 153H174V154L176 155ZM231 153H232V151H231ZM231 153H230V154H231ZM233 153H234V150H233ZM244 153H245V152H244ZM23 154H24V155H23ZM30 154H29V155H30ZM47 154H48V152H47ZM77 154H78V155H77ZM107 154H106V155H107ZM110 154H109V156H111ZM143 154H144V153H143ZM164 154H165V153H164ZM169 154H170V153H169ZM180 154H181V152H180ZM235 154H236V153H235ZM14 155H15L16 157H15ZM19 155H20V153H19ZM19 155H18V156H19ZM29 155H28V156H29ZM32 155H33V153H32ZM32 155H30V157H31ZM42 155H43V154H42ZM52 155H53V154H52ZM54 155H55V154H54ZM76 155H77L78 157L75 158ZM133 155H134V154H133ZM139 155H140V154H139ZM147 155H148V154H147ZM181 155H182V154H181ZM241 155H242V156H245V154L243 155V153H242V154H240V157H241V158H242ZM250 155H251V154H250ZM259 155H260V156H258V157H260V159L262 160V157H261L262 155H261V153H260ZM263 155H264V154H263ZM36 156H37V155H36ZM36 156H35V158H36L37 161H38V158H40V157H38L39 155H38L37 157H36ZM67 156H68V155H67ZM86 156H87V155H86ZM89 156H90V155H89ZM134 156H135V155H134ZM137 156H138V154H137ZM161 156H162V155H161ZM161 156H160V157H161ZM176 156H179V155L177 154ZM176 156H175V158H176ZM182 156H183V155H182ZM182 156H181V157H182ZM231 156H232V154H231ZM234 156H235V155H234ZM255 156H257V155H255ZM30 157H29V158H30ZM41 157H42V156H41ZM58 157H59V156H58ZM58 157H56V158H58ZM60 157H61V155H60ZM63 157H65V156H63ZM105 157H106V156H105ZM107 157H108V155H107ZM131 157L133 158V156H131ZM131 157H130V158H131ZM138 157H139V158H138ZM138 157H136V158H138L137 161H139V159L142 158V157L140 158V156H138ZM238 157H239V156H238ZM240 157H239V163H241V162L244 161V159H243V161H242V160L240 161ZM21 158H22V157H21ZM24 158H26V157H24ZM32 158H33V156H32ZM32 158H30V160H31ZM42 158H43V157H42ZM54 158H55V156H54ZM54 158H53V159H54ZM89 158H90V157H89ZM89 158H88V160H89ZM132 158H131V159H132ZM163 158H164V157H163ZM168 158H169V157H168ZM178 158H179V157H178ZM15 159H16V160H15ZM18 159H19V158H18ZM67 159H68V158H67ZM74 159H75V161H74ZM80 159H81V158H80ZM86 159H87V158H86ZM92 159H94V158H92ZM123 159H124V160H123ZM131 159H130V162L132 161ZM171 159H173V158H171ZM171 159L169 158L168 161L170 160V162H171ZM231 159H232V158H231ZM235 159H236V157H235ZM245 159H248L247 156H246ZM260 159H259V160H260ZM26 160H27V159H26ZM33 160H34V161H33ZM76 160H77V161H76ZM109 160H110V159H108V161H109ZM134 160H135V158H134ZM141 160H142V159H141ZM144 160H146V158H145ZM175 160H176V159H175ZM175 160H174V161H175ZM233 160H234V159H233ZM263 160H264V158H263ZM6 161H7V160H6ZM6 161H5V165H4L5 167H7V166H6V165H7V164H6V163H7ZM22 161H23V160H21V162H22ZM24 161H25V159H24ZM31 161L35 162L36 160L33 158ZM39 161H40V160H39ZM39 161H38V162H39ZM54 161H55V160H54ZM59 161H60V160H59ZM63 161H64V159H62L60 163L62 164ZM78 161H79L81 164H79ZM84 161H85V160H84ZM95 161H97V160H95ZM108 161H107V158H106V162H108ZM115 161H116V160H115ZM172 161H173V160H172ZM234 161H235V160H234ZM236 161H237V159H236ZM248 161H249V160H248ZM248 161H247V162H248ZM9 162H10V160H9ZM33 162H32V163H33ZM65 162H66V161H65ZM91 162H93V160H92ZM110 162H113V159H112L111 161H109V163H110ZM116 162H117V161H116ZM118 162H117V163H118ZM144 162H145V161H144ZM144 162H140V163H142L141 165H143ZM149 162H150V161H149ZM152 162H153V161H151V163H152ZM170 162H169V163H170ZM247 162H246V160H245V166L247 165ZM249 162H250V161H249ZM255 162H256V160H255ZM261 162H262V161H260V163H261ZM25 163H26V162H25ZM36 163H37V162H36ZM36 163H33V164H35L36 167H37V164H36ZM71 163H72V164H71ZM95 163H96V162H95ZM98 163L100 164V162H98ZM98 163H97V164H98ZM113 163H114V162H113ZM119 163H120V162H119ZM122 163H123V162H122ZM126 163H127V161H126ZM133 163H134V161H133ZM133 163H132V164H131V163H128L127 165H125V163H123V164H124V165H123V169H120V170H123V171H124V172H123V171H122V172H123V174L125 173V176L127 175V174H126V171H125L126 169H129V171H132V170H130L131 167H132L131 165H133V168L136 167L137 165H140V163H139V164L134 163V164H136V166H134ZM169 163L166 161L165 164H166V165L168 164V166H169ZM176 163L179 164L178 162H176ZM235 163H236V162H235ZM237 163H238V162H237ZM250 163H252V162H250ZM11 164H8V165H10L9 167H11ZM90 164H91V163H88V165H90ZM97 164H96V165H97ZM99 164H98V165H99ZM130 164H131V165H130ZM152 164H153V163H152ZM152 164H151V165H152ZM241 164H242V163H241ZM257 164H258V162H257L255 165L257 166ZM14 165H15V164H14ZM23 165H24V164H23ZM48 165H50V164H48ZM57 165L59 166L60 164H57ZM57 165H56V166H57ZM65 165H66V164H65ZM92 165H93V164H92ZM98 165H97V167H98ZM109 165H110V164H109ZM109 165H108V166H109ZM111 165H112V164H111ZM111 165L109 166V168L111 167ZM117 165H118V164H117ZM128 165H130V168L128 167V168H126V169L124 170V167H126V166H128ZM166 165H164V166H166ZM175 165H176V164H173V167H179V166H177V165L175 166ZM179 165H180V164H179ZM261 165H264V164L262 163ZM4 166H3V167H4ZM19 166H20V165H19ZM19 166H18V167H19ZM53 166H54V165H53ZM53 166H52V167H53ZM56 166L53 167V168H56ZM60 166H61V165H60ZM81 166H82V165H81ZM83 166H84V165H83ZM90 166H91V165H90ZM90 166H89V167H90ZM100 166H101V165H100ZM113 166H114V165H112V167H113ZM144 166H145V168H144V170H143L144 172L141 171V170L143 169L141 166H137V167H139V171L137 172V174L139 173L140 175H143L144 177L147 178L146 175H150L151 173L146 174V171H147V169H146L147 163H146V165H143V167H144ZM158 166H159V164H158ZM170 166H172V164H171ZM180 166H181V165H180ZM238 166H239V165H238ZM240 166H241V165H240ZM243 166H244V165H243ZM5 167H4V168H5ZM12 167H13V166H12ZM14 167H15V166H14ZM14 167H13V168H14ZM32 167H33V166H32ZM36 167L34 166L33 170H34ZM50 167H51V166H50ZM50 167H48V168H50ZM65 167H66V166H65ZM65 167H63V168H65ZM92 167H93V166H92ZM102 167H103V166H102ZM114 167H115V166H114ZM119 167H120V165H119ZM119 167H118V168H119ZM121 167H122V166H121ZM150 167L152 168V166H150ZM159 167H160V166H159ZM246 167H247V166H246ZM250 167H251V165H250ZM1 168H2V167H1ZM1 168H0V169H1ZM24 168H25V167H24ZM53 168H52V169H53ZM77 168H76V166H75V168H74L75 170L73 169V170H74V171H73L74 173H76ZM87 168H88V167H87ZM90 168H91V167H90ZM100 168H101V167H100ZM107 168H108V167H106V171H108ZM115 168H117V167H115ZM133 168H132V169H133ZM140 168H142V169H140ZM166 168L168 169L167 166H166ZM170 168H171V167H170ZM170 168H169V169H170ZM179 168H180V167H179ZM253 168H254V167H253ZM255 168H256V167H255ZM261 168H262V167H261ZM6 169H7L6 171H8V167H7ZM10 169H11V168H10ZM20 169H21V168H20ZM59 169H60V168H59ZM78 169L81 171L82 168H81V169L78 168ZM169 169H168V170H169ZM2 170H3V168H2ZM33 170H32V168L27 167V170H25V171L23 172L24 174H23V173L20 174L19 179H20L21 177H22V179H23V181H21V180H20V181H21V182H25V181L27 180V178H28L29 176L32 175ZM46 170H47V169H46ZM48 170H49V169H48ZM65 170H64V172H65ZM82 170H83V169H82ZM102 170H103V168H102ZM170 170H171V169H170ZM4 171H5V170H4ZM6 171L3 172V174H1V175H2L3 181H6V182H7V179H8V182L10 183V182H11V179H10L8 176H6L4 173H6V174L8 173V174H9V172H13L14 169H13V171H10V170H9V172H6ZM51 171H52V170H51ZM106 171H103L105 177H103V176L100 175V177H102V178L105 179L104 182H103V180H101L102 182L100 181V182H101V188H100V187H99V188H100L101 190H102V189H103V190L105 189V187H106V186H105V185H106L105 183L107 182L106 179H107V176H109V172H110L111 170L109 169V172L107 173L108 175L105 173ZM114 171H116V169L113 168V172H114ZM127 171H128V170H127ZM140 171H141V172H140ZM148 171H149V167H148ZM148 171H147V172H148ZM172 171H173V170H172ZM19 172H20V171H19ZM81 172H83V171H81ZM81 172H80V173H81ZM113 172H112V174H113ZM118 172H119V171H118ZM118 172H117V173H118ZM132 172H133V171H132ZM134 172L136 173L135 170H134ZM134 172H133V174H134ZM142 172H143V173H142ZM150 172H151V171H150ZM180 172H182V171H180ZM258 172H259V170H258ZM258 172H257V173H258ZM43 173H44V172H43ZM65 173H66V172H65ZM84 173H85V170H84ZM86 173H87V172H86ZM128 173L131 174V172H128ZM153 173H155V172L153 171ZM255 173H256V172H255ZM262 173H264V172H262ZM11 174H12V176H13V173H11ZM11 174H10V175H11ZM76 174H79V171H77ZM76 174H75V175H76ZM92 174H93V173H92ZM94 174H95V173H94ZM98 174H99V173H98ZM102 174H103V173H102ZM110 174H111V173H110ZM119 174H120V173H119ZM130 174H129V175H130ZM165 174L167 175L168 173H165ZM172 174H173V173H172ZM181 174H182V173H181ZM83 175H84V174H83ZM129 175H127V178H130ZM151 175H154V174H151ZM263 175H264V174H263ZM3 176H4V177H3ZM12 176H10V177H12ZM68 176H69V177H72V175H70V172H68ZM76 176L79 177L80 175H79V176L76 175ZM76 176L74 177V179L76 178ZM112 176H113V175H112ZM112 176H111V177H112ZM128 176H129V177H128ZM134 176H135V174H134ZM134 176L132 175L131 177L133 178ZM178 176L180 177L179 174H178ZM5 177H6V178H5ZM45 177H46V176H45ZM92 177H93V176H92ZM121 177H122V176H119L120 179H121ZM144 177H142V178H144ZM181 177H182V176H181ZM4 178H5L6 180H4ZM14 178H15V176H14ZM14 178H13V179H14ZM86 178H88V177H86ZM108 178H109V177H108ZM112 178H114V177H112ZM116 178H117V177H116ZM119 178H118V179H119ZM124 178L126 179V177H124ZM124 178H123V179H124ZM135 178H137V177H135ZM261 178H262V177H261ZM80 179H82V177H81ZM90 179H91V177H90ZM100 179H101V178H100ZM120 179H119V181H120ZM130 179H131V178H130ZM1 180H2V179H1ZM9 180H10V181H9ZM14 180H15V179H14ZM14 180H13V182H15ZM68 180H71V178L68 179V177H67V180H66V181H68ZM84 180H85V179H84ZM86 180H87V179H86ZM108 180H109V179H108ZM116 180H117V179H116ZM126 180H127V179H126ZM132 180H134V179H132ZM138 180H139V179H138ZM260 180H261V179H260ZM3 181H2V182H3ZM18 181H19V180H18ZM20 181H19V182H20ZM54 181H55V180H54ZM75 181H76V179H75ZM77 181H78V179H77ZM97 181H99V180L97 179ZM122 181H123V180H122ZM136 181H137V179L135 180V182H133V181L130 180V182L133 183V185L138 184V183H136ZM263 181H264V179H263ZM6 182H3V183L6 184V185L4 184V185H5L4 187H2L3 184L1 183V189H2V193H3V194H2L3 197H4V195H5V196H6L5 199H6V201H8L9 198H10V197H9L10 195H9V196L6 195V193H7L8 191H6V193L4 194L5 190L7 189V184H9L8 182H7V183H6ZM13 182L10 183V184H14V185H13V187H14L13 190H15V191H14V194H12V192H10V191H13V190H10V188H11V189L13 188V187H11L12 185H8V186H9V187H8V188H9V189H8V190H9V193H7V194H10V193H11V199H10V200L13 199L12 196L15 197V199H17V198H16V195L18 194V191H20V190L16 191L17 186L19 187L20 185H16L17 182H15L16 184L13 183ZM27 182H28V181H27ZM30 182H32V181H30ZM68 182H69V181H68ZM68 182H67V183H68ZM82 182H83V181H81V183H82ZM130 182H129V183H130ZM153 182H156V183H159V184H163L164 179H155ZM84 183H85V185H87V184H86V183H87L86 181H84ZM91 183L93 184V182H91ZM102 183H104L105 185L102 184ZM119 183H120V182H119ZM129 183H126L125 180L123 181V184L120 183V184H122V187H120L119 192H121V190L123 189L122 192H121L119 195H118V194H116V195H108L109 197L112 198V199H110V201H111V200H112V201H113V200H114V201H117V198H119L120 195L123 196V201H124V198L127 197V194H126V192H123V191H128V188H127L128 185H127V184H129ZM140 183H141V182H140ZM174 183H175V181H174L172 184L174 185ZM18 184H19V183H18ZM26 184H27V183H25V184H23V185H26ZM45 184H46V182L43 183V185H45ZM95 184H96V183H95ZM112 184H113V183H112ZM124 184L127 185V187H126V186L124 187ZM141 184H142V183H141ZM141 184H140V185H141ZM30 185H31V184H30ZM48 185H49V184H48ZM63 185H65V184H63ZM69 185H70V184H69ZM74 185H75V182H74ZM77 185H78V183H77ZM85 185H83V186H85ZM97 185L100 186V184H97ZM103 185H104V188H103ZM116 185L118 186L117 183H116ZM46 186H47V184H46ZM56 186H57V185L55 184L54 187H53V186H50L48 189L45 190V191H46V195H49L50 197L47 196V197L43 198V197L40 196L41 198H39L38 196H34L33 198H35V199H32L33 201L31 200L33 203L29 204L28 207H26V208H24V209H22V210L20 209V211L17 210V209H15L16 204L18 205V202H17V201H16V204L13 206L14 208H13L12 206H11V208H10V207H9V208H5V207H4L6 210L1 208V210H5V211L2 212V216H3V213H4V216H7V219L9 220V223H10V226H11V227H9V228L18 231V233L16 232V235H17V238H19L18 240H19L20 242L23 243V247H24L23 250H24V251H23V250H20V248H18L21 252H20L19 250H15L14 252H12V253H10V254H9V253H5V252H0V264H13V263L17 262L16 259H21V260L24 259L23 257H22V258H21V257L19 258V256H23L24 254L27 256V259L25 258V259L27 260V262H30V264H38L39 262H38L37 259H39L40 256L43 257V256L46 254V252L48 251L49 248L46 247L45 245H46V244H49L51 241L46 239V240L44 241L43 244H41L40 246L38 245L39 243H41L42 239L44 238V232H43V230H41V228H43L44 225L47 226V224H46L47 222L44 223V222L46 221V219H48V218H50V217H52V216H59V215H60V216L62 215V216H63L62 218H64L66 215H68V216L71 217V216L76 212V208H77V207H75V209H74L73 206L71 207V206L67 205L68 201H71V198H72V197H71V198H70V197H66V198H67V199L65 200L66 204L64 203L63 198H64L65 196H67V195H65L66 192L64 193V192L61 191V190L58 191V190L56 189V188H57ZM70 186H71V185H70ZM70 186H69V187H70ZM83 186L81 185V188H83ZM87 186H89V182H88V185H87ZM87 186H86V187H87ZM93 186H95V185L93 184ZM93 186H91V187L93 188ZM152 186L154 187L155 185H152ZM65 187H66V185H65ZM69 187H68V189H69ZM91 187H89V188L92 189ZM112 187H113V186H112ZM131 187L134 189L133 186H131ZM135 187H136V186H135ZM3 188H5V189H3ZM44 188H45V187H44ZM74 188L76 189V187H74ZM74 188H73V189H74ZM109 188H110V187H109ZM125 188H126V190H124ZM132 188H131V192H132V190H133ZM145 188H150V189H151V187H149V186H148V187H145ZM156 188H157V185H156L155 188H153V189L156 190ZM17 189H18V188H17ZM40 189H41V187H40ZM55 189H56V190H55ZM64 189H65V188H64ZM68 189H67V191H68ZM70 189H71V188H70ZM77 189L79 190V185H78V188H77ZM90 189H88V192H90V191L92 192V191H93V192L91 193V196L93 195L94 200H95V198H98V197H97V194H96L97 191H96V192L94 191V190L96 189V187L93 188L94 190H90ZM100 189H99V190H100ZM160 189H162V188H160ZM41 190H42V189H41ZM54 190H55V191H54ZM80 190H81V189H80ZM86 190H87V188H86ZM101 190H100V191H101ZM103 190H102V191H103ZM158 190H159V189H158ZM70 191H71V190H69L68 193H71ZM76 191H77V190H75V191L73 190V193H72V194H74ZM102 191H101V192H102ZM110 191H111V190H110ZM110 191H109V192H110ZM146 191H147V190H146ZM167 191H168V190H167ZM15 192H16V193H15ZM80 192H82V191H80ZM116 192H117V191H116ZM135 192H136V191H135ZM141 192H142V191H141ZM0 193H1V191H0ZM84 193H85V195L88 194L86 191H84ZM86 193H87V194H86ZM94 193H95L96 196H94ZM103 193H105V191L101 193L102 197H105L106 193H105L104 196H103ZM110 193H111V192H110ZM123 193L126 194V195L124 196ZM127 193H128V192H127ZM162 193H163V192H162ZM23 194H24V192H23L21 195H23ZM76 194L78 195L79 193L76 192ZM133 194H134V193H133ZM138 194H139V193H138ZM146 194H147V193H146ZM158 194H159V193H158ZM14 195H15V196H14ZM39 195H44V193L39 194ZM74 195H75V194H74ZM74 195H73V196H74ZM80 195H81V194H80ZM80 195H79V196H80ZM82 195H84V194L82 193ZM89 195H90V193H89L87 196H83V199H84V197H85L86 200H87L88 198H91V200H92L93 198L90 197ZM117 195H118V197L116 198ZM7 196H8V197H7ZM23 196H24V195H23ZM69 196H71V195L69 194ZM98 196H99V195H98ZM122 196H121V197H122ZM99 197H100V196H99ZM121 197H120V199H121ZM132 197H133V196H132ZM7 198H8V199H7ZM19 198H20V197H19ZM22 198H23V197H21L20 199L22 200ZM31 198H32V197H31ZM38 198H39V199H38ZM78 198L80 199V197H78ZM15 199H14V200H15ZM44 199H45V200H44ZM72 199H73V198H72ZM74 199H75V196H74ZM98 199H99V198H98ZM98 199H97V200H98ZM103 199H104V198H103ZM14 200H12V201L14 202ZM88 200H89V199H88ZM88 200H87V201H88ZM97 200H96V201H97ZM75 201H76V200H75ZM96 201H95V202H96ZM112 201H111V203H112ZM125 201H126V200H125ZM128 201H129V200H128ZM1 202L3 203L4 201H1ZM22 202H23V201H22ZM24 202H25V201H24ZM93 202H94V201H93ZM118 202H119V200H118ZM120 202H122V201H120ZM126 202H127V201H126ZM126 202H125V205L122 203V204H123V208L126 209V208L132 206V205H130V206L128 205V207H127V206H126V205H127ZM129 202H130V201H129ZM2 203H1V204H2ZM28 203H29V202H28ZM106 203H107V202H106ZM111 203L109 202V204H111ZM3 204H4V203H3ZM71 204H72V202H71ZM71 204H70V205H71ZM99 204H100V200H99ZM99 204H98V206H97V209H98V207H100V209L102 210L103 208H105V207L107 206V205H106L105 207H103V206H104V205H103L104 203H102V204H100V205H99ZM118 204H119V203H118ZM122 204H121V206H122ZM4 205H5V204H4ZM11 205H12V204H11ZM19 205H21V203H20ZM19 205H18V206H19ZM77 205H78V204H77ZM77 205H76V206H77ZM93 205L95 206L96 204H93ZM93 205H92V206H93ZM101 205H102V206H101ZM111 205H112V204H111ZM114 205H115V204H114ZM9 206H10V205H9ZM78 206H80V204H79ZM121 206H120V207H121ZM125 206H126V207H125ZM20 207H21V206H20ZM88 207H90V205H89ZM101 207H103V208H101ZM112 207H114V206H112ZM120 207L118 206V208H117V210H119V212L121 211V208H120ZM16 208H17V206H16ZM78 208H79V207H78ZM80 208H81V207H80ZM95 208H96V206H95ZM115 208H116V207H114V209H115ZM86 209H87V208H86ZM97 209H96V210H97ZM114 209H112V210H114ZM1 210H0V211H1ZM82 210H84V208H83ZM88 210H89V208H88ZM98 210H99V209H98ZM98 210H97V211H98ZM108 210H109V211L111 210V206H110V208L107 209V211H108ZM117 210H116V214H117ZM77 211H78V210H77ZM86 211H87V210H86ZM91 211H93V210L91 209ZM99 211H100V210H99ZM104 211H105V209H104ZM104 211H103V212H104ZM109 211H108V213H109ZM103 212H102V214H100L99 212H97V213H99L100 215H102V217H103V214H104V216L107 215V213L105 214V212H104V213H103ZM111 212H112V211H111ZM119 212H118V213H119ZM123 212H124V211H123ZM79 213H80V212H79ZM84 213H85V212H84ZM90 213H91V212H90ZM95 213H96V211H95ZM113 213H115V211H114ZM124 213H125V212H124ZM118 215H119V214H118ZM0 216H1V215H0ZM87 216H88V215H87ZM91 216H92V215H91ZM110 216H111V215H110ZM112 216H113V214H112ZM122 216H125V214H123ZM66 217H67V216H66ZM100 217H101V216H99V219L97 220V222H98L97 225H98L100 222H102V221L100 220ZM102 217H101V219H102ZM105 217H106V216H105ZM114 217H116V216L114 215V216H113V219H114ZM120 217H121V216L119 215L117 219H119ZM128 217H129V216H128ZM89 218H90V217H89ZM109 218H110V220H111V217H109ZM121 218H122V217H121ZM3 219H5V218H3ZM66 219H67V218H66ZM70 219H71V218H70ZM72 219H73V217H72ZM94 219H95V218H94ZM96 219H97V218H96ZM104 219H105V218L103 217V221H104ZM106 219H107V217H106ZM113 219H112V220H113ZM117 219H116V220H117ZM123 219H124V217H123ZM8 220H7L6 222H8ZM110 220L107 219L108 223H110ZM112 220H111V221H112ZM119 220H120V219H119ZM121 220H122V219H121ZM74 221H75V220H74ZM84 221H85V220H84ZM92 221H93V219H92ZM4 222H5V221H4ZM94 222L96 223L95 220H94ZM114 222L116 223L117 221H114ZM118 222H119V221H118ZM1 223H2V222H1ZM65 223H66V221H65ZM71 223H72V221H71ZM87 223H88V221H87ZM87 223H86V224H87ZM43 224H44V225H43ZM92 224H93V223H92ZM111 224H112V222L109 224V228H110V229L112 228ZM116 224H117V223H116ZM116 224H115V225H116ZM3 225H4V224H3ZM49 225H50V224H49ZM73 225H74V224H73ZM90 225H91V223H90ZM115 225H113V227H115ZM6 226H7V224H6ZM51 226H52V224H51ZM74 226H75V225H74ZM110 226H111V227H110ZM66 227H67V226H66ZM88 227H89V226H87V228H88ZM90 227H91V226H90ZM49 228H50V227H49ZM93 228H94V229L96 228V227H94V224H93ZM1 229H2V228H1ZM50 229H51V228H50ZM63 229H64V228H63ZM80 229H81V227H80ZM4 230H5V229H4ZM83 230H84V229H83ZM90 230H91V229H90ZM2 231H3V229H2ZM2 231H1V232H2ZM76 231H77V230H76ZM76 231H73V232H76ZM3 232H4V231H3ZM55 232H57V230H56ZM77 232H78V231H77ZM77 232H76V235L78 234ZM84 232H85V231H84ZM88 232H90V231L88 230ZM91 232H92V230H91ZM2 234H4V233H2ZM65 234H66V233H65ZM70 234H71V233H69V235H70ZM79 234H80V233H79ZM79 234H78V235H79ZM51 235H55V234L52 233ZM81 235H82V234H81ZM4 236H5V235H4ZM6 236H7V235H6ZM47 236H48V235H47ZM60 236H61V235H60ZM62 236H64V235H62ZM62 236H61V237H62ZM65 236H66V235H65ZM65 236H64V237H65ZM71 236H72V235H71ZM15 237H16V236H15ZM15 237H14V239H15ZM66 237H67V236H66ZM78 237H81V236H78ZM1 238H2V237H1ZM3 238H4V237H3ZM51 238H52V237H51ZM4 239H5V238H4ZM14 239H13V240H14ZM48 239H49V238H48ZM58 239H60V238H58ZM71 239H72V238H71ZM6 240H7V239H6ZM13 240H12V241H13ZM18 240H17V241H18ZM75 240H76V239L74 238L73 241H75ZM77 240H78V239H77ZM52 241H53V239H52ZM55 241H57V238L54 239V242H55ZM59 241H60V240H59ZM59 241H57L56 244H60V245H61L62 243H61V242L59 243ZM64 241H65V240H64ZM64 241H63V242H64ZM67 241H68V240H67ZM71 241H72V240H71ZM71 241H70V242H71ZM5 242H6V241H5ZM14 242H15V240H14ZM97 242H98V241H97ZM18 243H19V242H16V244H18ZM74 243H76V242H74ZM19 244H20V243H19ZM66 244H67V243H66ZM68 244H69V243H68ZM70 244H71V243H70ZM1 245H3V244L1 243ZM20 245H21V244H20ZM20 245H19L18 247H20ZM13 246H14V245H13ZM47 246H48V245H47ZM55 246H56V245H55ZM58 246H59V245H58ZM16 247H17V246H16ZM16 247L14 246L13 249H14V248L16 249ZM51 247H52V246H51ZM61 247H62V246H61ZM67 247H69V246H67ZM55 248H56V250H57L58 247L56 246ZM59 248H60V247H59ZM51 249H52V248H51ZM60 249H61V248H60ZM56 250H55V251H56ZM52 251H53V249H52ZM63 252H64V251H63ZM23 253H24V254H23ZM52 253H54V252H52ZM56 253H57V252H56ZM48 254H49V253H48ZM54 254H55V253H54ZM54 254H53V255H54ZM59 254L61 255L62 252L59 253V251H58V255H59ZM49 255H50V254H49ZM55 255H56V254H55ZM58 255H57V256H58ZM219 255H220V254H219ZM214 256H215V255H214ZM220 256H221V255H220ZM42 257H41V258H42ZM52 257H53V256H52ZM45 258H46V257H45ZM53 258H54V257H53ZM61 258H62V256H60V259H61ZM211 258H213V257H211ZM42 259H43V258H42ZM42 259H41V260H42ZM58 259H59V256H58ZM60 259H59V260H60ZM206 259H210V257H209V258H206ZM26 260H25V261H26ZM203 260H204V259H203ZM25 261L22 260V262H21V261L19 260L18 263L20 262V263L23 264ZM36 261H37V263H36ZM44 261H45V260H44ZM49 261L51 262L52 260H49ZM199 262H200V261H199ZM208 262H209V261H208ZM51 263H52V262H51ZM202 263H205V262L202 261L201 264H202ZM210 263H211V264H230V261H227L226 258L222 255V256L219 257V258H215V260H214L213 262H210ZM24 264H25V263H24ZM26 264H27V263H26ZM28 264H29V263H28ZM44 264H45V263H44ZM49 264H50V263H49ZM195 264H197V263H195ZM198 264H200V263H198ZM205 264H206V263H205Z\"/></svg>","mask_w":264,"mask_h":264}]
</instances>
